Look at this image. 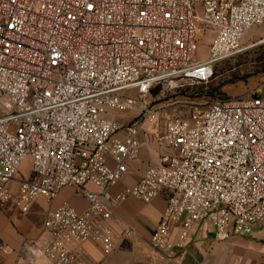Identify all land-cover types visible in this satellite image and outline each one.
Listing matches in <instances>:
<instances>
[{"label": "built area", "instance_id": "obj_1", "mask_svg": "<svg viewBox=\"0 0 264 264\" xmlns=\"http://www.w3.org/2000/svg\"><path fill=\"white\" fill-rule=\"evenodd\" d=\"M262 23L264 0H0V197L12 198L8 183L20 175L15 200L25 211L66 186L89 202L47 212L41 254L51 264H78L87 239L115 250L110 220L130 196H165L150 245L173 264L196 222L219 240L264 227V91L194 102L146 127L155 85L208 81ZM131 109L138 117L121 125L116 112ZM145 143L161 160L115 193Z\"/></svg>", "mask_w": 264, "mask_h": 264}, {"label": "crops", "instance_id": "obj_2", "mask_svg": "<svg viewBox=\"0 0 264 264\" xmlns=\"http://www.w3.org/2000/svg\"><path fill=\"white\" fill-rule=\"evenodd\" d=\"M160 154L161 150L156 144H142L138 156L128 162L127 174L113 191L118 193L138 181L150 165L161 160ZM29 173L30 170L25 175ZM19 177L17 175L8 183L12 198L0 197V264H51L41 254L50 239L45 227L47 212L63 202L70 203L79 211H85L89 202L78 196L74 187L66 186L53 199L38 197L25 211L15 200ZM89 186L93 190L98 189L93 184ZM165 205L164 195L148 203L130 196L116 207L110 222L120 237L121 234L133 235L150 243ZM179 227L177 224L173 229V242L179 239ZM126 229L129 231L125 232ZM120 239H117L118 245ZM82 247L83 253L78 264H111L108 257L111 252H106L96 241L87 239ZM175 252L179 254L181 264H264V227L255 225L250 234H233L226 240H219L213 226L206 222H196L189 231L184 247L176 246Z\"/></svg>", "mask_w": 264, "mask_h": 264}, {"label": "rangeland", "instance_id": "obj_3", "mask_svg": "<svg viewBox=\"0 0 264 264\" xmlns=\"http://www.w3.org/2000/svg\"><path fill=\"white\" fill-rule=\"evenodd\" d=\"M264 23L255 25L244 35L238 53L221 60L213 76L205 82L175 80L155 85L148 94L149 108L157 111L155 118L146 124L148 130L156 129L168 117L185 113L194 102H203L223 96H248L264 91ZM208 39L202 40L198 57L208 56ZM139 109L116 112L115 119L126 125L136 119ZM16 124L10 126L13 132ZM151 144V143H148ZM31 158L22 163L20 173L30 170ZM121 242L108 256L111 264H173L163 253L153 250L146 239L121 234Z\"/></svg>", "mask_w": 264, "mask_h": 264}]
</instances>
